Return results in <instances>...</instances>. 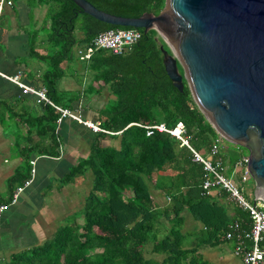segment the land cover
Masks as SVG:
<instances>
[{
    "label": "trees",
    "instance_id": "1",
    "mask_svg": "<svg viewBox=\"0 0 264 264\" xmlns=\"http://www.w3.org/2000/svg\"><path fill=\"white\" fill-rule=\"evenodd\" d=\"M88 1L101 11L130 18L145 13L160 16L166 6V0ZM28 2L35 8L48 7L41 30H46V40L40 41L37 32L32 56L48 66L42 81L52 97V93L57 94L74 52L89 49L106 31L135 29L101 22L72 0ZM138 30L143 37L131 51L115 55L109 50H97L89 60L97 86L92 84L87 96L100 94L108 87L116 100L100 111V127L109 133H97L90 156L81 160L67 177V181H74L93 173V188L83 211L43 245L15 253L0 264H210L198 248H185V213L205 226L204 244L223 242L233 221L248 224L249 216L236 205L231 208L221 198L204 194V166L194 160L188 147L168 133L148 136L145 128L133 125L164 124L174 128L183 122L191 146L206 157L219 138L196 104L188 83L184 81L181 92L167 75L160 47L162 44L169 50L168 45L157 31L145 35L142 29ZM56 102L60 100L57 98ZM6 106V102H0V118ZM48 109L49 114L28 121L40 124L44 118L51 124L29 127L50 134L37 147H42L44 154L57 157L60 114L50 106ZM102 140L111 143L103 145ZM228 152L221 153L229 165L228 174L247 196L241 175L234 174L241 157ZM32 177L31 157L25 154L20 171L9 180L11 194L14 187L24 185ZM153 190L168 199L165 207L156 206ZM12 195L9 199L0 196V205L9 204ZM223 197L226 199L225 194ZM79 217L83 223L77 222Z\"/></svg>",
    "mask_w": 264,
    "mask_h": 264
},
{
    "label": "crops",
    "instance_id": "2",
    "mask_svg": "<svg viewBox=\"0 0 264 264\" xmlns=\"http://www.w3.org/2000/svg\"><path fill=\"white\" fill-rule=\"evenodd\" d=\"M10 1L13 4L6 5L0 22V71L7 76L19 74L28 87L47 89L42 78L48 66L32 56V45L37 32H40V41L46 40V30H41L48 7L35 8L28 0ZM78 37L81 38L82 34ZM78 62H84V67H80ZM80 75L83 76L82 84L78 80ZM94 80L95 74L89 69V60H82L78 52H74L56 96L52 93L53 97L50 94L49 97L55 106L71 110L81 116L82 121L61 118V113L50 106L60 114L56 131L60 143L59 155L52 157L44 154L42 147H37L40 142L45 143L50 134L45 135L46 131L42 133V129L29 127L32 124L48 125L51 122L44 118L40 124L28 121L42 118L51 110L46 104L40 103L35 95L25 94L19 86L0 76V102L7 103L0 118V172L16 175L24 163L25 154H30L35 171L31 186L21 193L16 204L10 205L4 212L0 222V250L7 249L13 253L41 246V240L49 237L52 239L62 226L72 222L76 214L83 211L93 188V173L88 172L74 181H67V177L81 160L90 156L97 136L85 122L100 125V111L116 100L108 87L100 94L87 96L89 87L96 84ZM85 81L92 83L85 88ZM57 98L59 103L56 102ZM74 98L76 100L70 104ZM102 143L109 145L111 142L102 140ZM9 157L12 158L8 162L5 158ZM220 193L216 191L211 196L221 198L223 203L233 208L234 204L227 196L226 199L223 197L224 193ZM12 194L9 191L6 199L11 198ZM153 196L158 208L167 205L168 199L160 191L153 190ZM185 217L183 232L187 236L186 249L198 248V253L210 264H244L234 253V241L225 239L216 245L204 244L205 226L188 213H185ZM77 222L83 223V218L79 217ZM164 224L168 225L167 222Z\"/></svg>",
    "mask_w": 264,
    "mask_h": 264
},
{
    "label": "water",
    "instance_id": "3",
    "mask_svg": "<svg viewBox=\"0 0 264 264\" xmlns=\"http://www.w3.org/2000/svg\"><path fill=\"white\" fill-rule=\"evenodd\" d=\"M72 1L106 24L158 32L170 47H160L167 75L181 92L188 83L224 141L249 151L253 207L264 202V0H166L160 16L139 18ZM228 153L241 157L236 150Z\"/></svg>",
    "mask_w": 264,
    "mask_h": 264
},
{
    "label": "built area",
    "instance_id": "4",
    "mask_svg": "<svg viewBox=\"0 0 264 264\" xmlns=\"http://www.w3.org/2000/svg\"><path fill=\"white\" fill-rule=\"evenodd\" d=\"M12 4L13 2L10 0H0V22L6 5L11 6ZM142 37L143 34L138 29H112L100 34L93 41L89 49H80L78 55L84 61L90 60L95 51L102 49L109 50L115 55H124L131 51L132 48L140 42ZM0 76L19 86L23 89L25 94L35 95L40 103L56 108V110L61 113V118L69 117L82 121L81 116L71 110L55 106L46 88H32L26 86L22 82L19 74L7 76L0 71ZM85 124L95 133H109L103 130L99 124L90 122H85ZM133 125L145 128L148 136H153L156 132L168 133L181 141L183 146L188 147L193 152L195 156L194 160L204 166V194L206 196H211L213 192H222L231 203L249 216L248 224L245 225L241 221H233L229 224L226 232V240L235 242V255L241 258L244 264H264V202L260 199L256 200L253 207L255 197L248 198L244 195L234 177L229 176L228 165H226L221 155L222 150H225L221 144L223 138L219 136L212 145L209 155L206 157L191 146L187 136V128L183 122H179L174 128H169L164 124L144 125L142 123H135ZM249 161V156H244L241 157L235 165L234 174H237L236 167L243 171L241 174L243 183H247L251 178L248 169ZM33 164L34 163H32V165ZM34 173L35 171H33V174ZM32 183L33 177L16 190L9 204L0 205V222L8 207L16 204L21 193H23L27 187L31 186Z\"/></svg>",
    "mask_w": 264,
    "mask_h": 264
},
{
    "label": "rangeland",
    "instance_id": "5",
    "mask_svg": "<svg viewBox=\"0 0 264 264\" xmlns=\"http://www.w3.org/2000/svg\"><path fill=\"white\" fill-rule=\"evenodd\" d=\"M78 29H79V25H78ZM77 34L80 35V31L77 30ZM163 40V39H162ZM166 40V39H165ZM164 41V40H163ZM169 47V46H168ZM169 50H170V47H169ZM78 64L80 65V67H84V62H78ZM79 84H82L83 83V76L80 75L79 77ZM90 83H92L91 81H85V84H84V87L87 88L89 87ZM113 103V102H112ZM47 106H50V105H47ZM160 125V124H159ZM221 144H222V147L225 149V150H236L237 152H240L241 153V157H248L249 156V151L246 149V148H241L237 145H234V144H231L227 141H224L223 139L221 140ZM12 157H9V158H5V160H8V162L10 161ZM236 171L239 175H241L243 173V171L239 168L236 167ZM15 176V175H14ZM12 173H8V172H0V196L6 198L7 197V193L9 192V181H8V178H12L14 177ZM18 184H16L17 186ZM255 187H256V184H255V181L250 178V180L244 184V188L247 192V196L249 198H253L254 197V191H255ZM85 207V205L83 206ZM80 211V207L78 209ZM51 238L49 237L47 240H41L43 242L40 243V245H42V243H45L46 241L50 240ZM27 249V248H25ZM24 251L23 249H20V252ZM20 253L19 251H16V252H13V253ZM12 252H9V250L7 249H2L0 250V263H3V262H7L11 259L12 257Z\"/></svg>",
    "mask_w": 264,
    "mask_h": 264
}]
</instances>
